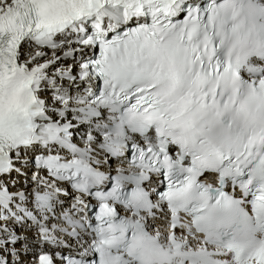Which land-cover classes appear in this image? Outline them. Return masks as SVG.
Returning <instances> with one entry per match:
<instances>
[{"label":"snow or ice","instance_id":"6c2138e0","mask_svg":"<svg viewBox=\"0 0 264 264\" xmlns=\"http://www.w3.org/2000/svg\"><path fill=\"white\" fill-rule=\"evenodd\" d=\"M0 264H264V0H0Z\"/></svg>","mask_w":264,"mask_h":264}]
</instances>
